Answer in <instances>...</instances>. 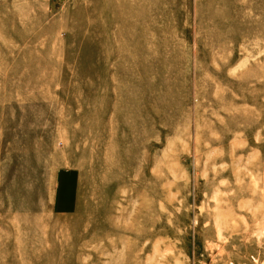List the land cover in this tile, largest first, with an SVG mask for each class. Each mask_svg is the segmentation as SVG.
Masks as SVG:
<instances>
[{
    "label": "rangeland",
    "instance_id": "1",
    "mask_svg": "<svg viewBox=\"0 0 264 264\" xmlns=\"http://www.w3.org/2000/svg\"><path fill=\"white\" fill-rule=\"evenodd\" d=\"M0 264H264V0H0Z\"/></svg>",
    "mask_w": 264,
    "mask_h": 264
}]
</instances>
